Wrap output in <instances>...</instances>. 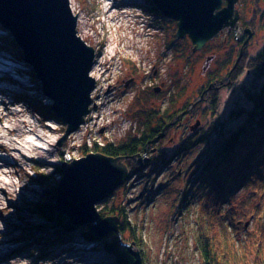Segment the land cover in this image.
<instances>
[{"label":"rangeland","instance_id":"374dc122","mask_svg":"<svg viewBox=\"0 0 264 264\" xmlns=\"http://www.w3.org/2000/svg\"><path fill=\"white\" fill-rule=\"evenodd\" d=\"M109 1L70 0L72 11L79 17L78 29L82 36L99 45L97 50L94 47L96 64L93 63L97 69L98 89L93 97L90 95V112L83 125L61 146L57 143L64 132V124L54 114V117L40 116L21 98V94H37L42 104L50 106V101L31 82L26 65L18 75L14 73L13 66L8 72L0 73V100L7 103V110L16 109L22 118H32L36 126H43L51 138L48 162L36 156L26 160L22 166L10 168L14 173L7 179L16 182L22 190H29V194L26 198H15V206H10V201H4L2 205V214L13 211L15 218H22L15 220L18 225L14 231L19 239L13 241L12 247L21 246L9 255L10 259L7 258L4 264L109 263L111 258L100 249V243L87 242L79 230L71 233L74 242L47 245L46 252H43V248L35 244V236L41 235L36 225L42 220L30 212L29 203L40 199L59 183L62 177L57 172L59 165L85 156L80 148L82 145L91 148L94 142L118 144L142 131L148 119L171 116L177 109L195 103L194 99L200 97L199 90L207 86L212 74L221 77L227 72L231 57L238 53L239 41L247 38L250 51L262 44L264 31L260 20L256 31L245 25L253 17L251 0H238L236 8L240 16L235 26L223 29L196 52H192L193 45L188 37L176 38L174 20L162 16L156 18L147 13L150 12L149 0L139 3L145 9V29L136 18L122 17L117 11L108 13ZM245 29H250V37L243 33ZM7 32L0 29V36ZM0 58L10 61V64L19 62L2 47ZM8 73L12 78L20 77L21 84ZM240 80L249 83L252 74L248 72ZM218 96V116L226 121L227 129L237 122L229 114L233 100H241V91L232 85L220 89ZM199 101L191 107L195 112L188 124L178 126L179 122H174L176 118L170 122L165 120L166 124H171L163 137L148 144L146 152L140 153L143 170L132 174L122 186L97 204L98 210L104 207L124 209L125 215L121 217L135 227L140 240L139 247L132 243L134 250L140 251L142 264L201 263L195 244L197 218L205 196H200L203 193L202 188H198V176L209 151L208 144L215 134L210 132L204 141H199L212 123L208 103L196 108ZM197 121L198 126L190 129V125ZM146 158L148 161L144 162ZM35 168L42 174H48L47 181L38 183L40 178H37ZM261 181L244 182L225 194L221 203L212 197L208 200V208L212 209V203L218 208L212 215L220 214L223 225L231 231L230 236L237 239L240 251L254 264H264V188L259 184ZM2 223L4 221L0 220ZM53 229L47 226L44 230L50 233Z\"/></svg>","mask_w":264,"mask_h":264},{"label":"water","instance_id":"95a60500","mask_svg":"<svg viewBox=\"0 0 264 264\" xmlns=\"http://www.w3.org/2000/svg\"><path fill=\"white\" fill-rule=\"evenodd\" d=\"M165 18L176 22V38L188 37L192 52L225 28L235 26L239 19L238 0H149ZM78 15L72 11L70 0H0V25L9 32L22 51V62L31 67L39 82L42 96L50 101V110L65 126L58 141L61 146L76 131L90 112L91 91L95 78L90 75L95 49L77 34ZM250 29L243 33L251 36ZM247 43V38L243 45ZM243 45L233 64L239 62ZM230 71V72H231ZM228 72L227 78L230 75ZM213 83L207 87L208 92ZM157 91V88H156ZM203 98L200 96L198 101ZM196 104L192 103L191 107ZM181 112L174 122L180 120ZM173 122V123H174ZM166 124L152 143L163 137L170 125ZM199 122L193 126L196 128ZM147 146L144 148L146 152ZM124 156H108L89 152L70 162H63L61 180L55 186V208L76 227L90 225L95 237L110 233L120 235L117 215L101 217L97 204L108 198L132 175ZM141 163V154L131 156ZM146 158L144 162H147ZM134 258L133 264H142L140 251L133 243H122Z\"/></svg>","mask_w":264,"mask_h":264},{"label":"trees","instance_id":"16d2710c","mask_svg":"<svg viewBox=\"0 0 264 264\" xmlns=\"http://www.w3.org/2000/svg\"><path fill=\"white\" fill-rule=\"evenodd\" d=\"M251 3L253 17L250 21H246L245 25H249L252 31H256L257 22L260 20V27L264 31V0H251ZM149 6L152 12L161 15L151 3ZM0 29H3L1 25ZM245 40L246 38L241 41L238 53ZM0 47L6 49L15 59L22 61V51L8 32L5 36H0ZM238 53L234 58L231 57V65L224 76L212 74L207 86L199 90V95H203V98L196 106L197 108L203 103H208L209 116L212 119L208 132L202 134L199 141H204L210 132L215 134L211 141L212 144L211 142L208 144V147L210 145L209 151L202 162L201 174L198 176V188H202L201 193L204 194L200 196H205L201 213L197 218L198 229L195 244L201 259L200 264H254L240 251L237 239L232 235L230 236L231 231L226 225H223L220 214L212 215V212H216L218 209L216 205L212 203L210 204L212 209L208 208V200L211 197L216 202L221 203L225 194L228 195L229 192L243 185L244 182L251 184L256 180H262L259 184H262L264 188V36L262 44L253 51L249 50L248 43L243 45L242 56L231 71ZM26 66L31 82L40 92L39 82L31 67ZM228 72L230 75L227 78ZM248 72L252 74V80L245 83L240 79L242 75ZM212 83L214 86L205 94V88ZM232 85H236L240 89L241 100H233V107L229 114L232 119H237L236 124L225 129L226 121L218 116L220 112L218 92L220 89L230 88ZM35 95L24 94L23 96L21 94V98L40 116L54 117L50 106L42 104L41 100L37 98V94ZM199 98V96L196 97L194 102H197ZM37 104L41 107H38ZM188 106L177 109L173 115L168 117L160 116L153 120L148 119L143 130L129 137L126 141L118 144L105 142L102 145L94 142L91 148H87L85 144L80 148L85 155L88 153L87 151L92 150L113 157L124 156L126 157L124 162L130 172L132 174L138 173L143 170V167L131 159V156L142 153L144 148L152 143L153 138L160 133L166 122L173 121ZM189 144L190 142H187V145ZM57 169L61 175L63 173L61 165ZM35 171L37 178H40L38 183L47 181L48 174L40 173L38 168H35ZM55 193L56 188L51 187L43 197L30 202L28 205L30 212L42 220L36 225V229L41 235L35 236V244L43 248V252H46L47 245L70 243L73 241L71 233L79 230L87 242L100 243V249L108 253L111 258L107 264L134 263L133 256L121 244L120 240L123 243L133 242L137 247L140 246V240L137 237L135 227L131 226L125 217H121L122 214L125 215L123 208L104 207L99 210L101 217L119 216L121 238L119 239L115 233L98 238L94 236L90 225L73 226L64 215L58 212L54 205ZM47 226H52L53 231L47 233V230H44ZM125 233L128 235L126 236Z\"/></svg>","mask_w":264,"mask_h":264},{"label":"bare ground","instance_id":"6f19581e","mask_svg":"<svg viewBox=\"0 0 264 264\" xmlns=\"http://www.w3.org/2000/svg\"><path fill=\"white\" fill-rule=\"evenodd\" d=\"M150 12L152 11L150 10ZM156 16L158 17V15ZM159 16L161 17V15ZM144 33L146 34V30ZM13 64L12 68L15 74H19L22 67L26 65L22 61L18 63L14 62ZM0 68H3L6 72L11 70L7 65L1 63ZM93 71L94 73H90V75L94 77L95 80H98L96 67ZM15 77H17V75H15ZM1 79L2 78H0V80ZM20 79V77H17L15 80L16 83L19 82L21 84ZM7 109V103L3 101V99L0 100V152H5L4 154L0 153V220L4 221V223L0 224V264H4L6 260L10 259L9 255L17 251L21 246L14 245V247H12L13 241L15 242V240L19 239L14 231L18 225L15 220L22 219L20 217L15 218L13 216V211H8L5 215L2 214V211H4L2 205L4 201H10V206H15V198H26L29 194V190L24 191L22 188L17 187L16 182L7 179L14 173L10 168L22 166L26 160H31L36 158V156L42 157V161L44 159L43 162L46 163L48 162L47 158L50 156L49 150H51L49 148L51 145V138L46 135V130H44L43 126L40 125L37 127L32 118H22L19 115L20 111L16 109L11 112ZM9 115H11V117H9ZM1 120H4L5 123H2ZM22 135L30 137L23 138Z\"/></svg>","mask_w":264,"mask_h":264},{"label":"built area","instance_id":"2783aa9c","mask_svg":"<svg viewBox=\"0 0 264 264\" xmlns=\"http://www.w3.org/2000/svg\"><path fill=\"white\" fill-rule=\"evenodd\" d=\"M143 2H145L144 0H143ZM139 3H141V0H140V2H139V0H110L108 3H107V12L108 13H112L113 11H117V12H119V13H121V15H122V17L123 16H125V17H127V18H131V17H133L134 19L136 18L138 21H139V24H140V26L142 27V28H146V26H145V24H146V22L144 21V18L145 17H143V12L145 11V9H143V7L139 4ZM114 6V7H113ZM116 9V10H115ZM147 11V10H146ZM147 13H149L150 15H153L154 17H156L157 18V14H154V13H152V12H149V11H147ZM128 14H130V15H128ZM120 15V16H121ZM158 17H160V16H158ZM78 20H79V17H78ZM109 20H110V22H111V17L109 18ZM136 23V22H135ZM134 23V24H135ZM144 29H143V31H144ZM77 34L80 36V34H81V38L86 42V44H88V45H91V46H93V47H95V49L97 50V47L99 46V45H97L96 46V44H93V43H91V42H89V40L87 39V37L85 38L84 36H82L83 34L79 31V29H78V24H77ZM85 35V34H84ZM84 37V38H83ZM112 55H114V51H113V53H112ZM94 64H96V63H94ZM93 64V68L91 69V71H90V73H94V67H95V65ZM98 64H100V63H98ZM107 69V71H109L110 69L109 68H106ZM96 81L97 80H95V87H94V89L92 90V97H93V94H94V91L96 90V89H98L97 88V83H96ZM87 117V116H86ZM86 117H85V120H86ZM83 125V124H82Z\"/></svg>","mask_w":264,"mask_h":264},{"label":"flooded vegetation","instance_id":"af4514ba","mask_svg":"<svg viewBox=\"0 0 264 264\" xmlns=\"http://www.w3.org/2000/svg\"><path fill=\"white\" fill-rule=\"evenodd\" d=\"M153 13H154V12H153ZM158 16H159V15H158ZM241 43H242V42L239 41L238 44L241 45ZM240 45H239V47H240ZM191 105H192V104H190V105L188 106V108H186V109L183 110V111L189 110V112L184 113L183 116L180 118L181 120H178V122H179L178 126H179V125L181 126V124H182V125L188 124L189 120L192 119V118L194 117V112H195L194 110H195V109H192L193 107L191 108ZM183 111H182V112H183ZM192 126H193V125H190V129L192 128ZM150 161H151V160H150ZM150 161H149V162H150Z\"/></svg>","mask_w":264,"mask_h":264}]
</instances>
